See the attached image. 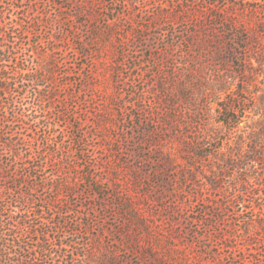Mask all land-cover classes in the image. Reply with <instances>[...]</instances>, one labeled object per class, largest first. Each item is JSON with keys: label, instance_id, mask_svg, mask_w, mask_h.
<instances>
[{"label": "rangeland", "instance_id": "obj_1", "mask_svg": "<svg viewBox=\"0 0 264 264\" xmlns=\"http://www.w3.org/2000/svg\"><path fill=\"white\" fill-rule=\"evenodd\" d=\"M2 41L0 264H264V0H0Z\"/></svg>", "mask_w": 264, "mask_h": 264}, {"label": "trees", "instance_id": "obj_2", "mask_svg": "<svg viewBox=\"0 0 264 264\" xmlns=\"http://www.w3.org/2000/svg\"><path fill=\"white\" fill-rule=\"evenodd\" d=\"M217 18H220L219 16H217ZM226 20V18H225ZM229 24L230 26V30L231 31H236L238 32L237 34H241L240 31L236 30L237 27V22L233 21V20H227L225 21ZM244 31H242L243 33ZM3 33H2V37H3ZM230 58L231 59H235L236 57V52L234 50H230L228 51ZM8 55V56H7ZM2 62H12L15 65H17V61H15V59H12V57H10V53H8L6 51V44L2 41V43H0V96H2L3 94H8L10 95L11 92H13V87L10 84V81L12 80L11 77L7 76L5 73H7V67L5 65H3ZM16 77H19L21 79V81H25L26 76L28 73H26L25 69L18 67V69L15 71ZM46 79L43 76L40 75H34V80L38 81L39 79ZM39 100H37V105H39L40 107L43 105L44 103V99L45 96H43L42 94L38 95ZM42 99H43V103H42ZM229 99H225L224 101H222L219 105V107L221 108L220 111L218 112V118L219 120L228 128V129H234L237 127V125L241 122V118L243 117V113L245 112V108L241 109V111L238 109L240 107H238L236 109L234 102L235 103H243L242 98L239 97H235L234 101L232 103L228 102ZM229 103V104H227ZM27 104L26 103H22V113H25V111H27ZM241 112V113H240ZM25 117H27V115L23 114ZM30 118H34L37 119L39 118V116L33 114L29 116ZM21 122L23 121L22 119L20 120ZM248 140L249 141V152L252 155V161H254L255 163L257 161H264V152L263 149L264 148V128H260L258 131H252L249 135H248ZM186 152L188 155H191L193 151H191L187 146H186ZM248 159H251V157L248 156ZM258 171V170H257ZM253 179L255 180L256 183H254L255 186L257 187H264V185H262L259 181L261 180V176L255 172V176L253 177ZM172 182L175 181V179H171ZM244 184H248L246 181V179L243 180ZM53 191L54 189H50V191ZM9 207V206H7ZM3 210L0 208V258L7 256V252L9 250V247L7 244H5L3 237L5 236V230H6V226L7 224H10V221H15L16 216H8V220H4L2 217V213ZM32 216L33 219H36V212L33 210L32 211ZM23 218L20 217V219L18 220V224H20L21 222L25 224L26 219L29 218V216H27L26 214L23 213ZM264 218V217H263ZM263 218L260 219H254L253 222L257 223V226H262L264 225V222H261ZM261 224V225H260ZM30 226V225H29ZM251 225H248V227ZM245 232V231H244ZM14 238H17V236H15ZM16 242V241H15ZM14 250L20 249V245L18 246V244H16V246L14 245Z\"/></svg>", "mask_w": 264, "mask_h": 264}]
</instances>
